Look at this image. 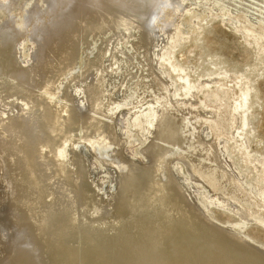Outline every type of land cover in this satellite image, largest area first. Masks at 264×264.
<instances>
[{"label":"bare ground","instance_id":"obj_1","mask_svg":"<svg viewBox=\"0 0 264 264\" xmlns=\"http://www.w3.org/2000/svg\"><path fill=\"white\" fill-rule=\"evenodd\" d=\"M13 1L3 0L0 8L10 12ZM186 1L166 0L165 6H170L178 19L182 16H187V21L199 19L192 14L195 9H190ZM252 1L264 3V0ZM161 2L164 3L162 0H45L43 4L46 9L42 13V9L38 8L30 13L25 7L26 17L23 15V19L20 16L16 27L20 31H27L29 35L26 59H21L23 54L19 55V52L21 48L23 51V41H27V37L23 35L25 39L22 41V33L15 31L9 23L3 28L0 26V198L4 200L1 201L0 216L5 222H0V227L3 230L1 238L7 240L5 247L0 248V264H264V248L252 245L247 236L233 230L236 227L243 229L245 223L253 221L264 224V220L257 219L254 212L251 214L252 211L240 204L241 201L238 202V207H232V215L239 216L243 221L240 220L241 223L222 222L219 225L205 214L211 205L218 209L228 208L232 194L250 195L255 200L253 202L259 200L264 204L263 184L257 183L259 190L252 191L246 185L248 182L242 183L236 177L237 173L230 174L224 168L217 149L219 146L223 147L218 141L220 123L214 124V131L206 133L213 136L212 142L205 141L203 145L205 151L211 155L213 164H218L223 170L226 180L224 183H228L227 196L230 199L219 197L220 195L205 199L198 196L196 205L188 203L185 196L182 197L183 193L181 194L184 191L183 184L188 186V177L185 175L187 178L181 183L167 161V157L175 149L184 151L185 157L192 156L193 152L188 146L193 135L188 125L192 127L198 122L201 126L203 123L206 125L219 112L232 128L230 137L240 139L241 144L237 148L246 151L247 143L243 132L249 125L248 112L251 108L248 101L252 93L250 82L241 83L245 73L240 76L236 74L233 80L238 92L233 93L229 87H223L216 82L218 77L231 79L227 69H218L212 73L207 71L204 76L205 83L192 84L187 77H180L184 82L182 88L188 100L194 98L195 93L204 87L209 88L211 84H215L223 93V96L212 92L208 94L207 98H214L220 107H216V112L205 102L206 112H203V118L191 110L193 107L189 101L175 99L176 93L168 84L169 80L166 82L161 71L158 72L157 63H168L174 72H181L184 67L177 68L172 65L169 52L159 55L161 40L158 33H163L167 41L165 43L170 44L171 48L181 38L174 33L168 34L170 31L166 29L168 33L159 31L162 25L159 27L158 23V33L154 31L156 27H145V23L157 15ZM208 2L213 0H205V3ZM263 5L261 6L264 7ZM218 9L223 12L220 15L226 18L225 10L220 7ZM258 9L261 11L262 8L258 6ZM256 12L259 16L260 12ZM199 13L202 12L199 10ZM44 15L49 16L48 24ZM205 15L210 16L207 12ZM253 17L256 16L253 14ZM204 19L206 21L209 18L206 19L205 16ZM232 19V26L235 25L233 27L247 38L245 41L248 45L251 44L249 38L264 52V45L258 43L263 41L264 44V28L259 27L260 30H256L250 24L245 25L247 21L244 23L238 18L236 21ZM222 21L224 24L223 19ZM236 24L241 26L238 28ZM179 25L177 22L173 30L177 31ZM127 45L128 51L124 48ZM78 61H82V68L76 74ZM261 65L263 68V64ZM132 69L135 71H131ZM145 76L149 78V82L143 81ZM147 89H153L156 96L149 100L139 97L144 96ZM81 95L85 97V101L81 100L83 104L88 105L87 115L81 114L83 110L81 113L76 111L74 107L75 97ZM83 104L81 105L84 106ZM122 108L130 112L132 120L129 124L132 129H136V133L139 130L140 139L145 142L151 139L143 151L149 160L148 165L129 163L118 152L123 139L120 142L118 138L117 131L120 130L115 117ZM191 121L195 123L192 124ZM237 121L239 127H236ZM112 145L120 149L114 151ZM82 146H86L96 158L102 159L101 165L111 167L117 176L116 190L109 195L108 201L101 199L104 196L101 193L106 178L102 174L97 182L92 181L90 166L87 167L86 157L81 153ZM253 157L249 158L252 164H256L254 167L264 168L263 161ZM203 179L210 187L219 183L207 169ZM259 211L261 209L258 213Z\"/></svg>","mask_w":264,"mask_h":264},{"label":"rangeland","instance_id":"obj_2","mask_svg":"<svg viewBox=\"0 0 264 264\" xmlns=\"http://www.w3.org/2000/svg\"><path fill=\"white\" fill-rule=\"evenodd\" d=\"M45 2V0H43ZM43 1L41 0H14L13 1V4H12V9L10 10V12L8 11H4L2 8H0V26L1 28L5 27V25L7 23H9V25L14 28L15 31H18V33H22V38L21 40L25 39L23 35H25V37H27V41H23V51H22V48H21V52H19V55H22L21 56V59L25 58V56H27V42H29V35L27 34V31H20L16 25H18V22L19 21V17L20 16H23L25 15V12H24V8L27 7V10L31 13L32 11L34 10H38V9H42L41 10V13L42 11H45V7L46 5L43 4ZM164 1L161 2V5H160V8L158 9L157 11V15L154 17H151L150 18V21L147 23H145V27L148 28V29H152L154 27L157 28V26H161L160 28H164V29H160L159 28V31H172L171 33L167 32L168 34H177L179 35V37L181 38L180 41L175 45L174 48H171L170 47V44L168 45V43H165L167 42L165 40V36L163 35L162 32V35L160 33H158V28H154V31L156 33L159 34V38H160V48L158 49V52H159V55L161 54H164L166 52H169L171 53L170 54V63L174 66H176L177 68H183L182 69L183 71L181 72H174L170 65L168 63H165L163 61H158L157 63V70L158 72L161 71V76H163L164 80L166 82H168L167 80H169L168 84L171 85V89H173V91L176 93V97L175 99H180L181 101H189V104L192 105V111H195L196 115L200 116L201 115V118H203V115H205V113L203 112H206V109L204 108L205 107V102L207 103V105L212 109L217 112V108L220 107L219 103L217 101H215L214 98H207L208 94H211L212 93H216L218 94L219 96H223V93L221 92V90L216 87L215 84H211L209 88L205 89V87L203 89L200 90V92L198 91V93L196 92L194 95L195 97L188 100V98H186V94L184 93V90H183V85H184V82L181 81L179 78L180 77H187L188 80L192 83V84H198V83H205V73L207 71H210V73L212 72H215L217 71L218 69H221V71H227L228 70V75L232 76L230 77L231 79L229 78H220L218 77L216 79V82H218V84H222L221 86L223 87H229L228 89H231L233 90V93H237L238 92V87H234V78L233 77H236V74L238 76H240L241 74L245 75L243 76L244 78H247V80H245L244 78H241V83H246V82H252V84L249 83V85H251V94H250V97H249V101H248V106L251 108L249 109V112H248V126L247 128L244 129V132H243V135L245 137V142L247 143V148H246V151L244 150H240V148H237L238 145L241 144L240 142V139L235 137L234 139H232L230 137V133L232 132V128L230 127V125L227 123L225 117L220 113H216V115L214 116L215 118L217 119H214V117L211 119L212 121H210L209 123H207L205 125V123H203V125L201 126L200 122L198 123H195L194 121H191L192 124L195 123V125H188V129L191 130V134L193 135V139L191 140V143L190 145L188 146L190 148V151L193 152L192 156H189V157H185V153L184 151L182 150H178V149H175L172 154L170 156L167 157V161L168 163L171 165V167H173L174 171H175V176L176 178L182 183L183 180H186V178L188 177V186H186V184H183L184 186V191H181V194L183 193L182 197L184 198L185 196V200H187L188 203H194L195 205L197 204V200L198 198H209L211 196H219V197H222V198H226L229 196H227V188H228V183H224L226 180L224 178V173H223V170L220 169V166L218 164L215 163L216 167L213 163V160H212V157L211 155L205 151V145H203V142L205 143L206 142H209L212 140L213 136L210 134L208 136V134L210 133V130H215V125L214 124H218L219 128H220V131L219 132L220 134L218 135V141L220 143V145H222L223 147L220 148L218 147V152H219V155H221V162L222 164H224V168H226L227 171H229L230 174H236V177L242 182V183H247L246 185H248V187L253 191L257 192L259 190V186H257V183H259V185H264V168H260L259 166L258 167H254L256 164L255 163H251V159L252 157L253 158H257L261 161H263L264 163V67L262 68V65L264 66V52L263 51H260L259 50V46H257L256 44H254V41L249 39L248 38V41L251 43L248 45V43L245 41L247 40V38H245L243 36V34L238 31L235 27V25L232 26V22H233V19L231 20V18H234V20L236 18L240 19V21L244 22L247 21L245 23V25L248 26V24L252 25L254 29L256 30H260L259 27L261 29L264 28V14L262 12H264V7H262L261 5H263L264 3H255L257 1H252V0H242L245 4H243L242 1L240 0H221V3H220V0H213V2H208V3H205V0H187L186 1V4L189 6L190 9H195L193 10L194 12H192L193 15H196V17H198L199 19H195V20H188L187 21V16H182L178 18H176L177 16L174 15V12L173 10H171L172 8L170 6L166 7L165 5L166 4V0H162ZM189 1V2H188ZM225 1V2H224ZM241 2L243 5H241V3H238ZM252 1V2H250ZM0 4L2 5L3 4V0H0ZM188 2V3H187ZM218 2V3H216ZM41 3V4H39ZM201 3V5H199ZM205 3V4H203ZM213 3V4H212ZM17 4V5H16ZM215 4V5H214ZM219 4V5H218ZM251 4V5H250ZM254 4V5H253ZM261 4V5H260ZM35 5V6H34ZM192 5V6H191ZM211 5V6H210ZM229 5V6H228ZM233 5V6H232ZM241 5V6H240ZM246 5V7H244ZM216 6V7H215ZM224 6V7H223ZM228 6V7H227ZM235 6V7H234ZM258 6L259 8H262L261 11L260 9H258ZM264 6V5H263ZM33 7V9L31 8ZM43 7V8H42ZM208 7V8H207ZM215 7V8H214ZM223 8L225 10V13H227V16L226 18H223L222 15L220 14H223V12L220 11V9L218 8ZM229 7H231L230 9H228ZM234 7V8H233ZM238 7V8H237ZM240 7H241V10L240 11ZM253 7H255L254 11L253 9H251ZM18 8V9H17ZM21 8V9H20ZM38 8V9H37ZM210 8V9H209ZM237 8V9H236ZM198 9V10H197ZM213 9V10H212ZM215 9V10H214ZM228 9V11H227ZM248 9H250V11H248ZM257 9V10H256ZM3 10V11H2ZM199 10L200 12L202 13H199ZM232 10V11H231ZM245 10V11H243ZM205 11V12H204ZM216 11V12H215ZM236 11V12H235ZM247 11V12H246ZM256 11L260 12V15L258 16L259 13H257ZM173 12V13H172ZM206 12L208 14H210V16L208 15H205ZM245 12V13H243ZM251 12V13H250ZM254 12V13H253ZM243 13V14H242ZM256 13V14H255ZM45 14V13H44ZM253 14L254 16L256 17H253ZM12 15V16H11ZM202 15V16H201ZM241 15V16H240ZM252 15V16H251ZM45 18H46V22L48 24L49 21V16L48 15H44ZM175 16V17H174ZM205 16H206V20L205 21ZM231 18H229V17ZM248 16V17H247ZM262 18H261V17ZM26 17V15H25ZM186 17V18H185ZM201 17V18H200ZM241 17V18H239ZM153 18L156 19V22L154 25L151 23ZM181 18V19H180ZM211 18V19H210ZM216 18H218L216 21ZM246 18V19H245ZM23 19H24V16H23ZM204 19V20H203ZM222 19L224 20V24H223V21ZM226 19V20H225ZM227 19H229L227 21ZM255 19V20H254ZM257 19V20H256ZM263 19V20H261ZM48 20V21H47ZM178 20V21H176ZM201 20V21H200ZM203 20V21H202ZM221 20V21H220ZM180 23L179 27H178V30L177 31H174V25H176V23ZM183 21V23H182ZM192 21H195V23H192ZM227 21V23H226ZM236 21V20H235ZM249 21V23H248ZM190 22V23H189ZM214 22V23H213ZM259 22V23H258ZM158 23V24H157ZM165 23V25L163 24ZM188 23V24H186ZM211 23V24H209ZM149 24V25H148ZM157 24V26H156ZM257 24V25H255ZM164 25V26H163ZM167 25V26H166ZM172 25V26H171ZM260 25V26H259ZM263 25V26H261ZM197 26H200L201 28L199 29ZM205 26V28L203 27ZM209 26V27H208ZM224 26V28H223ZM236 26L238 27V24H236ZM241 26V24H240ZM239 26V27H240ZM238 27V28H239ZM192 28V29H191ZM194 28V29H193ZM196 28V29H195ZM204 28V29H203ZM32 29V28H31ZM166 29V30H165ZM201 29H203L201 32ZM187 30H190V31H187ZM199 30V31H197ZM229 30V31H228ZM196 32V35L194 33ZM193 35H192V34ZM203 34V35H202ZM239 34V35H238ZM28 35V36H27ZM194 37H192V36ZM161 36V37H160ZM197 36V37H196ZM164 37V38H163ZM191 37V39H190ZM244 37V38H243ZM158 38V39H159ZM162 38V39H161ZM200 39V40H198ZM244 39V40H243ZM264 39V38H263ZM190 40V42H188ZM247 43L246 45H244L245 43ZM26 42V43H25ZM92 42L94 43L95 40H92ZM188 42V43H187ZM195 42V43H194ZM202 42V43H201ZM259 44L261 45H264L263 44V41H259L258 42ZM25 44V45H24ZM255 47H254V45ZM168 45V46H167ZM252 45V46H250ZM162 46V47H161ZM185 46V47H184ZM247 46V47H246ZM164 47V48H163ZM167 47V48H166ZM183 47V48H182ZM27 48V49H26ZM124 48L126 49L127 48V51H128V48L129 46H124ZM181 48V49H180ZM251 48V49H249ZM161 49V50H160ZM258 49V51L256 50ZM26 50V51H25ZM165 50V51H164ZM193 50V51H192ZM250 51V52H249ZM257 51V53H256ZM161 53V54H160ZM192 55H190V54ZM189 54V55H188ZM174 55V56H173ZM259 58H258V57ZM82 58H84L83 56H81ZM185 57V58H184ZM192 57V58H190ZM183 58V59H182ZM200 58V59H199ZM261 58V59H260ZM176 59V60H175ZM209 59V60H208ZM260 59V61H259ZM83 60V59H82ZM262 60V62H261ZM195 61V62H194ZM178 62V63H176ZM189 62V63H188ZM261 62V63H260ZM180 64V65H178ZM191 64V65H190ZM261 65V67L259 66ZM161 66V67H160ZM166 66V67H165ZM183 66V67H182ZM186 66V68H185ZM188 66V67H187ZM191 66V67H190ZM192 66H194L192 68ZM259 66V67H258ZM163 67V68H162ZM190 67V68H189ZM213 67V68H211ZM254 67V68H253ZM255 67L257 69H255ZM82 68V61H78V66H77V70H76V74L79 73V70H81ZM196 70H195V69ZM204 68V69H203ZM261 68V69H260ZM187 69V70H185ZM189 69V70H188ZM227 69V70H226ZM253 69V70H252ZM259 69V70H258ZM192 70V71H190ZM237 70V71H236ZM258 72V74L255 72ZM131 71H135V69H132ZM196 71V72H195ZM252 71H254L252 73ZM263 71V73H262ZM169 72V73H168ZM195 72V74H194ZM261 72V73H260ZM171 73V74H170ZM173 73V74H172ZM180 73V74H179ZM189 76H187L188 74ZM192 73V74H191ZM202 73V75H201ZM260 73V74H259ZM255 74V76H254ZM170 75V76H169ZM195 75V76H194ZM202 77H201V76ZM235 75V76H234ZM252 75V77H251ZM175 76V77H174ZM197 76V77H196ZM262 76V77H261ZM178 77V78H177ZM182 77V78H183ZM261 77V78H260ZM147 78V79H146ZM176 78H177V81H176ZM215 78V76L213 77ZM192 79V80H191ZM223 79V80H222ZM225 79V80H224ZM173 80V82H172ZM179 80V81H178ZM204 80V81H203ZM206 80H208V78H206ZM221 80V81H219ZM227 80V81H226ZM229 80V81H228ZM233 80V81H232ZM89 81V80H87ZM144 82H149V78L147 76L144 77L143 79ZM196 81V82H195ZM172 82V83H170ZM181 82V83H179ZM226 82V83H225ZM233 84V85H232ZM179 85V86H178ZM215 85V86H214ZM231 86V87H230ZM211 88V89H210ZM217 88V89H216ZM236 88V89H234ZM209 89V90H208ZM216 89V91H215ZM180 90V91H178ZM255 92H254V91ZM150 95H149V93ZM178 91V92H177ZM208 91V92H207ZM146 94H144V96H139V97H142V98H145L144 100H149L151 97H154L156 96V94L154 93L153 89H147L146 91ZM203 92V94H202ZM182 93V94H181ZM199 94V95H198ZM146 95V97H145ZM183 95V96H182ZM252 95V96H251ZM81 97V98H80ZM136 97V96H135ZM76 98L78 100H76ZM85 97L83 95L81 96H76L75 99H74V107L76 109V111L79 110V112L82 113L81 114H85L87 115L88 114V105L86 104H83V101H85L84 99ZM119 98V97H118ZM140 98V100L142 99ZM182 98V99H181ZM257 98V99H256ZM199 99V100H198ZM251 99V100H250ZM83 100V101H81ZM138 100V99H137ZM211 102H209V101ZM260 100V101H259ZM61 101V100H60ZM80 103H79V102ZM183 101V102H184ZM254 101V102H253ZM257 101V102H256ZM259 101V102H258ZM191 102V103H190ZM193 102V103H192ZM204 102V103H203ZM256 102V103H255ZM81 104H83L84 106H82ZM204 104V105H203ZM256 104V105H255ZM196 105V106H195ZM211 105V106H210ZM213 105V106H212ZM254 105V107H253ZM86 106V107H85ZM218 106V107H217ZM253 109H252V107ZM81 107V108H80ZM215 107V108H213ZM217 107V108H216ZM124 109V110H123ZM126 108H122L119 112H117L116 114V117H115V122L116 124L118 125V128L120 131H117L118 133V138L121 142V140L123 139L122 141V144L119 146L120 148H117V146H114L112 145V149L115 151L119 150L118 152H120L119 154L124 158L125 161H129V163H135L137 164L138 166H145V165H148L149 164V160L147 157H145L143 151L145 149V147L147 146V144L150 142V138L147 140L149 142H145L143 141L142 139H140V133H139V130L138 133H136V129H132L130 124L131 123V120H132V116L131 114H129L130 112H128L127 110H125ZM198 109V110H197ZM205 110V111H204ZM120 113V114H119ZM124 113L128 114V115H124ZM182 113V112H181ZM180 113V115H181ZM187 114V112H184ZM251 113L253 115H251ZM183 114V113H182ZM218 114V115H217ZM118 116V117H117ZM127 116V117H126ZM223 117V118H222ZM128 119V120H127ZM252 119L254 121H252ZM142 120V118H140V121ZM251 120V121H250ZM125 121V123H124ZM129 121V122H127ZM217 121V122H216ZM123 122V123H122ZM225 122V123H224ZM238 122V125H236V127H239V121ZM236 122V124H237ZM223 123V125H222ZM125 124V125H124ZM200 124V125H199ZM197 126V127H196ZM200 126V127H199ZM224 126V127H223ZM251 126V127H250ZM125 127V128H124ZM128 127V128H126ZM196 127V129H195ZM223 127V128H222ZM254 129H253V128ZM130 128V129H129ZM206 128V129H205ZM208 128V130H207ZM129 129V130H128ZM208 131L205 133H203L204 131ZM124 130V131H123ZM189 130V132H190ZM196 130V131H195ZM203 132H202V131ZM231 130V131H230ZM252 130V131H251ZM200 131V132H199ZM124 134H123V133ZM197 133L196 136H194L195 134L194 133ZM250 134H248V133ZM120 133V134H119ZM126 133V134H125ZM208 133V134H206ZM135 134H137L135 136ZM202 134V136L200 135ZM227 134H229L228 136H226ZM128 135V136H127ZM206 136V137H205ZM220 136V137H219ZM248 136V137H246ZM121 137V139H120ZM124 137V138H123ZM128 137V138H127ZM197 137V138H196ZM256 137V138H255ZM131 138V139H130ZM206 138H208L206 140ZM250 138V139H249ZM255 138V140L253 139ZM260 138V139H259ZM129 139V140H128ZM197 139L200 141H202V143H198L199 141H197ZM228 139V140H227ZM230 139L232 141H230ZM238 139V140H237ZM259 139V140H258ZM194 140V142H193ZM223 140V141H222ZM227 140V142H226ZM254 140V141H253ZM126 141V142H125ZM132 141V142H131ZM138 141V142H137ZM249 141V142H248ZM255 143L253 145V143ZM134 142V143H133ZM143 142V143H142ZM212 142V141H211ZM223 142V143H221ZM238 142V143H237ZM126 143V145H125ZM199 145H197V144ZM139 144V145H138ZM142 144V145H141ZM193 144V145H192ZM201 144V145H200ZM234 144V145H233ZM260 144V145H259ZM130 145V146H129ZM144 145V146H143ZM127 146V147H126ZM139 146V147H137ZM141 146V147H140ZM198 146V147H197ZM202 146V147H201ZM230 146V147H229ZM263 148H262V147ZM86 146H82L81 148V153H83V155L86 157V161H87V167H89L90 170V177L92 179V181H95L97 182L99 178H101L102 174L103 177H105V181L103 186H102V200H105V201H108L109 200V195H111V193L113 191L116 190V181H117V176L116 174L114 173V171L112 170L111 167L109 166H102L101 164V160L102 159H98L96 158L95 154L92 153L91 151H89V149L85 148ZM196 147V148H195ZM204 147V148H203ZM237 148V149H236ZM253 148V149H252ZM86 149V150H84ZM224 149V151H223ZM236 149V151H235ZM260 149V151H259ZM84 150V151H83ZM125 150V151H124ZM231 150V151H230ZM258 150V151H257ZM83 151V152H82ZM87 151V152H85ZM129 153H128V152ZM136 151V152H135ZM230 151V152H229ZM254 151V152H253ZM91 152V153H90ZM197 152V153H196ZM225 152V153H224ZM232 152V153H231ZM239 152V153H238ZM244 152V153H243ZM251 152V153H250ZM259 152H263L261 154V157H260V154ZM128 153V155H127ZM230 153V154H229ZM255 153V154H254ZM124 154V155H123ZM140 154V156H139ZM198 154V155H197ZM225 154L227 156H225ZM233 156H232V155ZM244 154V155H243ZM248 154V155H247ZM89 155V156H88ZM143 155V156H142ZM176 155V156H175ZM238 155V156H237ZM251 155V156H250ZM256 155V156H255ZM259 155V156H258ZM95 156V158H94ZM137 156V157H136ZM200 156V157H199ZM229 156H232V157H229ZM238 158H237V157ZM94 159H93V158ZM100 157V156H99ZM132 157V159L130 158ZM175 157V158H174ZM181 157V160L180 158ZM191 157V158H190ZM251 159H250V158ZM259 157V158H258ZM92 158V159H91ZM135 158V159H134ZM183 158V160H182ZM229 160H228V159ZM240 158V159H239ZM242 158V159H241ZM261 158V159H260ZM96 159V160H95ZM98 159V160H97ZM142 161H141V160ZM170 159V160H169ZM172 159H175L172 160ZM234 159V160H233ZM143 160H146V161H143ZM188 163H186L185 162ZM196 160V162H195ZM212 160V161H211ZM227 160V162H226ZM240 160H243L242 162ZM178 161V162H177ZM191 161H194V162H191ZM224 161V162H223ZM230 161V163H228ZM240 164H239V162ZM138 162V163H137ZM146 162V163H145ZM180 162V163H179ZM226 162V163H225ZM238 162V164H237ZM236 163V165L234 164ZM175 164V165H174ZM183 164V165H182ZM206 164V165H205ZM209 164V165H208ZM227 164V165H225ZM233 164V165H232ZM252 164V165H251ZM255 164V165H254ZM97 167H96V166ZM176 167H174V166ZM177 165V166H176ZM179 165V166H178ZM186 165V166H185ZM229 165V166H228ZM244 165V166H242ZM248 165V167H247ZM100 166V167H99ZM192 166V168H191ZM204 166V167H202ZM206 166V167H205ZM214 166V167H213ZM241 166V167H240ZM246 166V167H245ZM107 167V168H106ZM178 167V169H177ZM212 167V168H211ZM229 167L231 169H229ZM233 167V169H232ZM92 168H95V169H92ZM181 168V171L180 169ZM184 168V169H183ZM259 168V169H258ZM88 169V168H87ZM88 169V170H89ZM187 169V170H186ZM205 169H207L208 172L212 173L213 176L218 180V185H216L215 187H210V185L203 179V174L205 173ZM236 169V170H234ZM239 169V170H238ZM243 169V170H242ZM254 169V170H253ZM256 169L258 171H256ZM98 170V171H97ZM101 173V171H103ZM108 170V171H106ZM232 170V171H231ZM253 170V172L251 171ZM100 171V172H99ZM188 171V172H187ZM220 171V172H219ZM246 171H249V172H246ZM92 172V173H91ZM177 172V173H176ZM187 172V173H186ZM233 172V173H232ZM245 172V173H244ZM101 173V174H100ZM189 173V174H188ZM200 174V175H199ZM94 175V176H92ZM97 175H100V176H97ZM181 177H179V176ZM185 175L187 177H185ZM96 176V178H95ZM113 176V177H112ZM196 176V177H195ZM248 176V177H247ZM256 176V177H255ZM108 177V178H107ZM242 177V178H241ZM111 178V179H110ZM192 178V179H191ZM96 179V180H95ZM116 179V180H115ZM242 179V180H241ZM247 179V180H246ZM251 179V181H249ZM113 180V181H112ZM245 180V181H244ZM110 181L112 183H110ZM199 181V182H198ZM254 181V182H253ZM263 181V182H262ZM114 182V183H113ZM202 182V183H201ZM253 182V183H251ZM256 182V183H255ZM109 183V186L110 188L107 187ZM186 183V182H185ZM197 183V184H196ZM261 183V184H260ZM115 184V186H114ZM200 184V185H199ZM204 184V185H203ZM208 184L209 187H207L206 185ZM253 184V185H252ZM191 185V186H189ZM196 186V187H195ZM204 188H203V187ZM257 186V187H256ZM186 187V188H185ZM192 187V188H191ZM106 188V189H105ZM108 188V189H107ZM189 188L191 190H189ZM200 188V189H198ZM207 188V189H206ZM256 188V189H255ZM194 189V191H193ZM111 190V191H110ZM203 190H208V191H203ZM110 191V192H109ZM210 191V193H209ZM195 192V193H194ZM198 192V193H197ZM204 192V194H203ZM114 193V192H113ZM112 193V194H113ZM187 193V194H186ZM213 193V194H212ZM217 193V194H216ZM226 193V195H225ZM106 194V195H105ZM108 194V195H107ZM197 195V196H196ZM205 195V196H204ZM108 196V197H107ZM189 196V197H188ZM199 196V197H198ZM226 196V197H225ZM233 196V197H232ZM239 196V197H238ZM187 197V198H186ZM198 197V198H197ZM253 196H250V195H244V194H239L238 195H235V194H232L231 195V201L229 202V206L228 208L226 209H222V208H219L218 207H213L214 205H211L209 207V210L208 212H205L206 216L212 221L214 222L215 224H223L222 222L224 223H230V224H235V223H241L242 219H240V217L237 215H232L234 214V208L237 206H239L238 202H240V204L244 205V207L248 208L251 212V214L253 213V215H255V217L257 219H260V220H264V204L258 200V202H253L255 201L253 198ZM107 198V199H106ZM192 198V199H191ZM230 199V197H228ZM240 198V199H239ZM194 199V200H193ZM235 199H238L239 201L237 200H234ZM244 199V200H243ZM249 199V200H248ZM248 200V201H247ZM1 201H4L3 199L0 198V206L2 205V202ZM251 201V202H250ZM257 201V200H256ZM249 202V203H248ZM234 203V205H232ZM248 203V204H247ZM251 203H254V205H252ZM259 205H258V204ZM246 204V205H245ZM251 204V205H250ZM259 206V207H258ZM213 207V208H212ZM234 207V208H232ZM263 207V208H262ZM1 208V207H0ZM230 208V209H229ZM232 208V209H231ZM257 209V210H256ZM261 209V212L258 213V210ZM211 210V211H210ZM220 210V211H219ZM232 210V212H231ZM254 210V211H253ZM2 211V210H0ZM223 211V212H222ZM227 212V213H226ZM263 212V214H262ZM212 214V216L210 214ZM229 213V214H228ZM258 213V214H257ZM209 214V215H208ZM228 214V215H227ZM218 215V216H217ZM231 216V217H230ZM233 216H235L233 218ZM211 217H213L215 220H213ZM236 218V220H235ZM3 217L0 216V222L5 224L4 220H2ZM220 219V220H218ZM238 219V220H237ZM241 220V221H240ZM216 221V222H215ZM221 221V222H220ZM219 222V223H217ZM243 222V221H242ZM248 223V222H247ZM252 223V224H251ZM249 222L248 224L245 223V228L243 229H239L238 227L236 228H233L234 231H237V232H240L239 234L240 235H245L246 238H249V242L254 245V246H261L264 248V224L259 221H253V222ZM256 223V224H255ZM251 224V226H250ZM260 225V226H259ZM256 226V227H254ZM259 226V227H258ZM260 228V229H259ZM245 233V234H244ZM3 236V230L2 228L0 227V239H2L1 237ZM252 237V238H251ZM253 241H251V240ZM254 239V240H253ZM3 242L0 241V248H4L5 247V242H7V240L5 239H2ZM260 242V243H259ZM261 244V245H259Z\"/></svg>","mask_w":264,"mask_h":264},{"label":"clouds","instance_id":"obj_3","mask_svg":"<svg viewBox=\"0 0 264 264\" xmlns=\"http://www.w3.org/2000/svg\"><path fill=\"white\" fill-rule=\"evenodd\" d=\"M153 25L156 23V19L153 18L152 22H151Z\"/></svg>","mask_w":264,"mask_h":264}]
</instances>
